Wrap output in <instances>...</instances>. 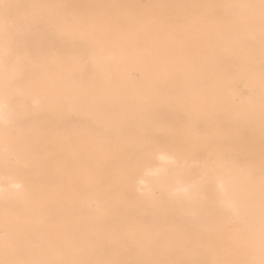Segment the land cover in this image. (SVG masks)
<instances>
[{"label":"bare ground","instance_id":"bare-ground-1","mask_svg":"<svg viewBox=\"0 0 264 264\" xmlns=\"http://www.w3.org/2000/svg\"><path fill=\"white\" fill-rule=\"evenodd\" d=\"M63 1L65 9L58 7L56 0H28V10H24L25 0H8L16 9L14 17L27 21L23 28L7 26L6 17L0 15V229L7 236L0 238V263L8 256H26L28 264L91 257L86 246H94V236L76 231L95 228L94 215L102 205L96 204L93 192L103 190L105 182L93 174V154L52 143L46 136V121L62 113L105 121L101 114L106 107L116 105L121 94L103 100L105 91L92 90L89 94L87 89L82 95L85 86L67 83L61 68H73L66 77H74L84 68L98 70L106 88L115 76L123 87H149L146 94L152 92L151 87L166 85L181 94L187 92L192 100L200 97L206 105L220 102V109L210 107L207 124L220 121L226 137L217 140L216 128L207 144L264 156V18L257 24L255 9L240 8L225 33L213 39L207 35L209 23L194 29L192 20L187 19L181 25L140 21L135 25L140 37L130 39V27L122 30L102 21L100 28H75L66 25L62 15L74 12L84 17L88 10L108 4L113 7L144 0H108L103 6L99 0ZM150 2L168 6L174 0ZM48 23L57 31L49 29ZM153 25L164 26L162 38L147 37ZM89 30L93 32L91 41L87 40ZM107 30H111L110 35ZM64 34L69 35L67 44ZM48 68L54 70L48 72ZM133 70L140 80L135 79ZM79 93L85 98L82 102ZM122 95L130 105L140 97L135 89ZM161 104L169 106L168 100L162 99ZM188 169L186 165L176 166L172 178L164 172L148 171L152 186L147 193L254 196L256 201L247 211L245 202H239L240 208L234 212L235 217L244 209L247 216L252 214L253 228L245 227L243 232L252 233L257 244V258L252 264H264V164L253 174L248 168L241 169L236 158L228 163L216 152L197 181L184 182ZM222 201L221 206L230 211L229 202Z\"/></svg>","mask_w":264,"mask_h":264},{"label":"rangeland","instance_id":"rangeland-1","mask_svg":"<svg viewBox=\"0 0 264 264\" xmlns=\"http://www.w3.org/2000/svg\"><path fill=\"white\" fill-rule=\"evenodd\" d=\"M56 1L58 7L65 9L63 0ZM107 1L99 0L102 6ZM27 3L28 0H25L24 10H28ZM160 3L144 0L135 1L132 5L124 3L110 7L111 4H108L106 8L88 10L84 17L74 12H65L62 16L66 25L75 28H100L102 21H106L109 27L122 30L130 27V39L140 37L141 34L135 29L140 21L154 24L159 20L173 21L181 25L187 19L192 20L194 29L203 28L209 23L206 26L207 35L213 39L225 33L228 24L239 16L240 8L255 9L257 24L264 18L261 11L264 10V0H174L168 6ZM8 4V0H0V15L4 19L6 17L4 23L7 26L26 27L27 21L14 17L16 9ZM176 13L182 15H174ZM211 24L215 27H211ZM51 27L48 23V28ZM52 30L57 31V28L53 27ZM89 31L87 40L91 41L93 32ZM110 31L107 30V35L111 34ZM148 34L150 38H162L164 26L153 25ZM63 36L67 44L69 35ZM70 69L73 68H61L60 71L67 83L85 86L82 95L87 89L89 94L92 90L105 91L103 100H109L113 94H121V100L116 105L106 107L101 114L105 118L102 122L66 113L46 121V136L52 143L71 150L82 149L88 155L95 156L93 174L96 179L105 182V188L93 192L96 204L102 205L94 215L97 218L95 228L76 231L82 236H94V246H86L91 251V257L47 259L42 264H252L257 258V244L252 233L245 234L243 231L245 227L252 229L255 222L252 214L248 212L247 216L245 213V209L247 211L256 201L254 196L240 198L214 194L179 197L175 193L152 195L146 191L152 186L148 171L164 172L172 178L176 166L186 165L189 169L183 174L184 182L197 181L204 165L216 152L222 153L224 161L228 163L236 158L241 169L248 168L253 174L260 170L264 156L260 158L252 152H236L229 148L222 149L221 145L207 144L215 136L216 128L219 131L217 140L226 137L220 121L207 124L210 107L220 109L221 103L206 105L200 97L192 100L186 95L187 92L181 94L180 90L166 85L151 87L152 92L146 94L149 87L128 83L123 87L115 76L112 77L111 86L106 88L98 70L84 68L74 77H66ZM53 70L48 68V72ZM132 72L135 79L140 80L137 72ZM133 89L140 97L135 105H130L129 99L122 93ZM106 90L112 92L109 94ZM201 92L202 97L205 96L204 91ZM82 95H78L79 102L85 99ZM162 99L168 100L169 106L177 108L161 104ZM175 109L176 113H172ZM115 122V126L110 124ZM222 199V202H229L230 211L221 206L219 201ZM239 202H245V209L235 217L234 209L240 208ZM240 217L243 218L239 220ZM220 234L222 237L219 238ZM6 237V232L0 229V238ZM25 257L16 259L8 256L0 264H28Z\"/></svg>","mask_w":264,"mask_h":264}]
</instances>
